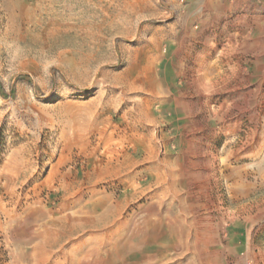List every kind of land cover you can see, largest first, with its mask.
I'll return each mask as SVG.
<instances>
[{
	"label": "rangeland",
	"instance_id": "374dc122",
	"mask_svg": "<svg viewBox=\"0 0 264 264\" xmlns=\"http://www.w3.org/2000/svg\"><path fill=\"white\" fill-rule=\"evenodd\" d=\"M3 180L0 264H264V0H0Z\"/></svg>",
	"mask_w": 264,
	"mask_h": 264
},
{
	"label": "bare ground",
	"instance_id": "6f19581e",
	"mask_svg": "<svg viewBox=\"0 0 264 264\" xmlns=\"http://www.w3.org/2000/svg\"><path fill=\"white\" fill-rule=\"evenodd\" d=\"M205 75L209 76L208 73H206ZM117 213L118 212H117V209H115V206L112 207L111 205H108L100 214L91 213V212L86 211L83 215H81L78 218H73V217L69 218L72 225H71V228L69 229L68 236L75 235L79 232L84 231L87 228L89 230L97 229L98 227H100L99 229L105 228L115 222ZM119 226L125 227V223L121 222L119 223ZM129 234L131 233L129 232ZM96 253H97L96 250L88 251L87 256H92Z\"/></svg>",
	"mask_w": 264,
	"mask_h": 264
},
{
	"label": "crops",
	"instance_id": "0c3cea01",
	"mask_svg": "<svg viewBox=\"0 0 264 264\" xmlns=\"http://www.w3.org/2000/svg\"><path fill=\"white\" fill-rule=\"evenodd\" d=\"M17 181H6L3 180L0 182V199L3 198V195H9L10 197H17L19 195L20 192H18L17 190V186H16ZM13 195V196H12ZM2 212L0 209V216H1ZM7 219H4L3 223L1 222L2 220L0 219V236L2 235V229L4 226H6V228L4 230L8 231V232H12L13 230H16V226H17V221L18 219V213L15 210H9L7 213ZM9 239H13L15 240L17 237L14 234H10L8 235ZM37 236L33 233V232H29L27 235H25V240H29V242H34V239Z\"/></svg>",
	"mask_w": 264,
	"mask_h": 264
}]
</instances>
